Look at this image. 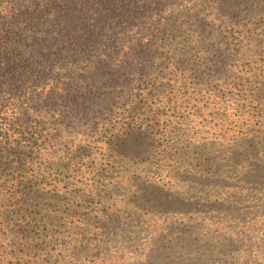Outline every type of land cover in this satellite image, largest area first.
<instances>
[{"label": "rangeland", "instance_id": "374dc122", "mask_svg": "<svg viewBox=\"0 0 264 264\" xmlns=\"http://www.w3.org/2000/svg\"><path fill=\"white\" fill-rule=\"evenodd\" d=\"M55 1L0 0V33L33 2L25 20L35 29L25 36L63 23L44 7ZM165 1L117 34L151 45L140 69L108 83V102L88 117L73 115L64 96L40 104L31 118L43 138L1 148L10 176L23 170L11 152L77 154L74 169L40 170L32 189L22 180L8 187L18 193L5 203L11 234L0 230V264H264V0H242L236 16L180 17L164 33L171 11L220 5ZM56 67L46 80H64V60ZM121 127L143 137L116 152L110 132Z\"/></svg>", "mask_w": 264, "mask_h": 264}, {"label": "trees", "instance_id": "16d2710c", "mask_svg": "<svg viewBox=\"0 0 264 264\" xmlns=\"http://www.w3.org/2000/svg\"><path fill=\"white\" fill-rule=\"evenodd\" d=\"M89 1L62 0L46 3L44 7L49 8L50 13L51 10H56L53 15H63L65 21L42 24V35L32 32L29 37L25 36L35 29V26L25 20V16H35V2L33 6L20 5L15 16L8 15L6 22L1 25L0 34L5 38L0 41V91H8L9 97L6 99L9 102L1 103L4 96L0 93V164L5 154L2 147H8V144L12 146V143L19 140L34 138L37 142L43 138L42 131H39L31 118L41 107L38 105L47 104L53 99L58 101L64 96L73 115L92 116L99 105L108 102V83L116 82L124 74L141 68L142 53L149 49L151 40L144 38L143 41L130 42L117 34L135 27L138 20L153 10H158L166 1L97 0L95 5L98 4V16L94 21H88L85 8ZM216 1H220L216 11L204 12L198 9L189 15L184 9L175 14L171 11L164 20L166 25L160 27H163L165 33L173 27V24L167 25L180 17L206 21L209 18L215 19L216 13L223 16L230 12L236 16L240 12L239 4L242 0ZM43 11L46 12L47 9ZM19 18L22 20L20 24L16 22ZM62 59L67 69L64 80L58 83L46 80L56 71V64ZM16 95L19 99H16ZM100 96L101 101L97 102L96 98ZM140 133L127 127L112 130L109 146L120 152L141 140L143 136ZM11 153H14L17 161H21L23 170L21 176L14 173L10 176L11 171L7 172L5 169L12 167V164L5 168L0 165V230H3L4 236L11 234L2 225L5 213L9 212L5 203L13 194L8 192V187L16 184L21 186L18 182L22 180L26 187L32 189L40 170L47 176L51 169L73 168L77 154L61 156L56 160L49 153ZM15 242L13 239V243Z\"/></svg>", "mask_w": 264, "mask_h": 264}]
</instances>
